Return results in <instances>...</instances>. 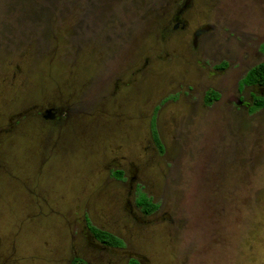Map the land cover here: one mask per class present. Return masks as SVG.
I'll return each mask as SVG.
<instances>
[{"label": "rangeland", "instance_id": "obj_1", "mask_svg": "<svg viewBox=\"0 0 264 264\" xmlns=\"http://www.w3.org/2000/svg\"><path fill=\"white\" fill-rule=\"evenodd\" d=\"M183 1L0 0V264H264V109L229 102L259 94L264 0H189L173 32Z\"/></svg>", "mask_w": 264, "mask_h": 264}, {"label": "flooded vegetation", "instance_id": "obj_2", "mask_svg": "<svg viewBox=\"0 0 264 264\" xmlns=\"http://www.w3.org/2000/svg\"><path fill=\"white\" fill-rule=\"evenodd\" d=\"M188 3H189V0H185V1H183L180 5H178V10H176V11L174 12V14L171 15V17H170L169 20H168V24L171 25V27H170L169 30L175 32V31H177V30L179 31V29H184V27H185V21L182 22V19H181V12L183 11L184 8H186V5H187ZM168 28H169V27H168ZM202 31H203L202 29H198L197 31H195L194 33L191 34V37L194 38V40H193V46L195 45L196 35H197L198 33L202 32ZM263 44H264V43H263ZM263 44H262V45H263ZM260 48H261V47H260ZM260 51H261V49H260ZM261 53L264 54L262 51H261ZM221 64H222V65H221ZM259 64H264V62H260V63H257V64H255V65L251 66V67L246 71L245 75L247 74V72H248L250 69L254 68L255 66H257V65H259ZM215 66H222L221 69H219V70L215 69V67H214V69H215L216 71H218V72L221 71V70H223V69H225V67H226V65H225L224 63H219V65H215ZM248 87H255V88H257V90H258V92H259L258 95L261 96L262 98H264V86H258V85H256V86H248ZM211 91L216 92V93L218 94V97H217L216 99H214L212 102H210V104H208V105H212V104H215V103H219V102L221 101V95H220V93L217 92L216 90H213V89L210 90L209 92H211ZM254 96H256V95H253V94L251 93V97H252L251 104H250V103H249V104H245L241 99H238V98H235V99L229 100V102H232L235 106L240 107V108H243V106H244V107H248V106L250 105L249 108H248V110H249V109L251 108L252 104H253V97H254ZM205 97H206V95L203 96V98H202V103H203V105H207V104L205 103ZM57 105H61V104L59 103V104H57ZM47 110L55 112V116H54V118H53L52 120H48V119H45V118H44V115L47 114V112H46ZM67 115H68V108H67L66 106H64V107H59V106H58V107H55V104H50V103H46L45 106L42 107V108L37 112V114H36V116H38L39 119H40L41 121L49 122V123H55L56 121H60V120H62V119H63L62 121H64ZM18 121H19V120H18ZM18 121L16 122V120H15V123L17 124ZM116 165H117V164H116ZM110 167H111V166H109V168H110ZM114 171L121 172V178H120V179L112 176ZM110 177L113 178L115 181H120V180H122L123 178H125L124 180H127L128 182H131V181H132L131 179L133 178V177H132V173H131V171H126V170H124V169H122V168H118V167H116V166H113V167L110 168ZM150 200L154 203L153 199L150 198ZM154 204H155V203H154ZM157 208H158V206H157ZM157 208H156L152 213H150V214H148V215H143L142 212L140 211V209H139V212H140V214L142 215V217L147 218V217H149L151 214H153L154 212H156ZM57 215H58V214H57ZM96 229L101 230V231H103V232H106L107 234L112 235V236L118 238V239L120 240V242H121V245H120V246H107V245H105V244H103V243L97 241V240L94 238V236H93V234H92V232H91L89 226L87 225V226H86V232L84 233V234H85V235H84V240H85V241H84V244H85V245H88L89 248H91V249H97V250H104V251H108V252H112V251L118 250V249H120V248L122 247V244H123V241H124L123 238H121V237H119V236H117V235H115V234H113V233H111V232H109V231H106V230H103V229H100V228H96ZM74 243H75V242H74ZM77 246H78V245H77ZM77 246H74V247H73V249H74V250H73V254L70 255V256L66 259V261H65L64 264H70L71 261H72L73 259H81V260H83L85 263H87V264H91V262H90L88 259L82 257L81 255H79V254L77 253V252L80 250L79 247H77ZM130 261L134 262L135 264H143L142 261H141L139 258L135 257V256L128 257V259H127V264H129Z\"/></svg>", "mask_w": 264, "mask_h": 264}, {"label": "trees", "instance_id": "obj_3", "mask_svg": "<svg viewBox=\"0 0 264 264\" xmlns=\"http://www.w3.org/2000/svg\"><path fill=\"white\" fill-rule=\"evenodd\" d=\"M261 51L264 53V44L261 46ZM241 85L245 86H264V64H259L255 66L254 68L250 69L247 74L244 76V78L241 81ZM218 97V94L216 92H209L205 97V103L210 104L214 99ZM264 109V98H262L259 95H256L253 97V104L251 108L248 110V113H252L256 110ZM69 111V110H68ZM154 143L159 147V150L162 152L163 147L160 144L157 136L153 135ZM113 177L121 178V172L114 171ZM136 205L140 209L143 215H148L152 213L156 208L157 205L154 204L148 197H146L144 194H140L138 198L136 199ZM94 238L107 245V246H120L121 242L118 238L107 234L106 232H103L101 230H98L94 227H89ZM134 263V262H133ZM70 264H87L81 259H73Z\"/></svg>", "mask_w": 264, "mask_h": 264}, {"label": "water", "instance_id": "obj_4", "mask_svg": "<svg viewBox=\"0 0 264 264\" xmlns=\"http://www.w3.org/2000/svg\"><path fill=\"white\" fill-rule=\"evenodd\" d=\"M46 112L47 114L44 115V118L48 120H52L55 116V112L49 110H47Z\"/></svg>", "mask_w": 264, "mask_h": 264}]
</instances>
